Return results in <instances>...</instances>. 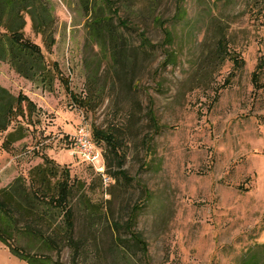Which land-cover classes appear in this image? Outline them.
Returning a JSON list of instances; mask_svg holds the SVG:
<instances>
[{"label": "rangeland", "instance_id": "374dc122", "mask_svg": "<svg viewBox=\"0 0 264 264\" xmlns=\"http://www.w3.org/2000/svg\"><path fill=\"white\" fill-rule=\"evenodd\" d=\"M44 1L53 15L52 43L28 19L20 40L43 55L42 71L26 78L0 60V85L20 99L0 131V188L44 160L68 168L71 178H94L92 166L71 156L70 136L80 124L98 128L101 148L111 139L106 129L124 123L131 109L111 70L109 46L91 39L85 0ZM127 1L135 13L120 10L119 19L138 30L120 24L123 41L136 46L144 31L157 46L145 59L138 89L143 106L152 99L160 127L148 131L145 120L135 122L137 137L123 148L130 183L100 180L95 194L86 186L79 194L109 200L106 216L126 218L133 204H142L134 230L147 254L134 249L130 264H237L247 248L264 243V0H157L152 7L165 26L179 15L171 44L149 21L150 0ZM220 31L226 41L214 57ZM165 51L172 56L162 66ZM10 131L21 137L7 142ZM149 133L147 151L140 142ZM72 207L79 229L80 207ZM113 236L100 234L102 255H92V264H121L109 245L117 252L125 246ZM62 259L68 260L66 252ZM0 264L24 262L0 243Z\"/></svg>", "mask_w": 264, "mask_h": 264}, {"label": "trees", "instance_id": "16d2710c", "mask_svg": "<svg viewBox=\"0 0 264 264\" xmlns=\"http://www.w3.org/2000/svg\"><path fill=\"white\" fill-rule=\"evenodd\" d=\"M156 1L150 0L148 3L149 21L162 28L164 43L171 44L172 27L175 24L173 21L178 20L179 15L174 14L165 26L166 22L162 16L156 14L152 7L156 5ZM83 8L91 16L86 25L91 39L101 46L105 43L109 46L111 70L128 96L131 108L127 111L124 123L113 124L106 129L111 134V139L104 140V145L100 148L106 171L114 180V186H117L120 182H131L130 176L122 169L125 157L123 148L131 138L137 137L135 122L145 120L148 131L160 127L152 99L143 106L138 89V76L147 69L145 59L151 57L157 46L144 31L138 33L139 43L136 46L130 47L128 42L123 41L121 26L137 28L134 23L127 24L123 19H119L120 10L124 9L129 16L135 13L127 0H85ZM26 19L30 21L34 33L41 34L47 38L48 43H52L53 15L46 1L0 0V60L8 61L17 73L30 78L36 72L42 71L43 55L32 47H35V44L26 45L20 42ZM116 19L117 24L114 23ZM217 36L215 51L211 56L217 55L220 42L226 41L224 32L220 31ZM165 52L167 57L161 62L162 66L163 62H168L167 58L172 56ZM19 101L18 97L0 85V131L7 129L11 111ZM97 129L91 130V138L96 145ZM148 136L150 133L144 135L140 142L146 145V150L150 147ZM20 137L21 135L16 136L15 131H10L5 140L9 142ZM65 173L68 175L67 186L60 201L56 195ZM96 174L88 181H80L70 177L68 168L58 167L49 160H44L31 167L26 178L22 175L14 177L8 185L0 188V243L24 264H92L89 261L92 255L97 258L102 255L98 237L104 231L111 230L115 232L113 238L125 246L122 248L117 245L116 248L120 250L117 252L113 250L111 243L109 245L121 264L133 262L134 249H139L142 255H146L147 244L142 235L134 230L137 216L143 208L140 202L131 206L126 218H119L112 213L106 216L109 207L105 202L108 203L109 200L97 203L88 195L79 194L78 189L85 186V190L92 195L96 193L102 180L101 176ZM76 204L80 207L82 215L79 229L76 225V210L72 207ZM121 232H127L128 239H123ZM65 252L68 255L67 261L62 259ZM237 259V264H264V243L247 248Z\"/></svg>", "mask_w": 264, "mask_h": 264}, {"label": "built area", "instance_id": "2783aa9c", "mask_svg": "<svg viewBox=\"0 0 264 264\" xmlns=\"http://www.w3.org/2000/svg\"><path fill=\"white\" fill-rule=\"evenodd\" d=\"M71 156H76L92 166L104 184H109L112 177L106 171V163L100 148L91 138V129L87 124H80L70 136Z\"/></svg>", "mask_w": 264, "mask_h": 264}]
</instances>
